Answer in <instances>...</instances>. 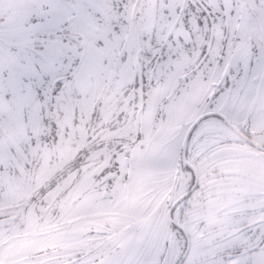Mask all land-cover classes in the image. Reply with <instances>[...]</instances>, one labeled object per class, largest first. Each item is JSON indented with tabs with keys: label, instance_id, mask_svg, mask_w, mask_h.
Instances as JSON below:
<instances>
[{
	"label": "snow or ice",
	"instance_id": "6c2138e0",
	"mask_svg": "<svg viewBox=\"0 0 264 264\" xmlns=\"http://www.w3.org/2000/svg\"><path fill=\"white\" fill-rule=\"evenodd\" d=\"M24 9L0 23V264H264V0Z\"/></svg>",
	"mask_w": 264,
	"mask_h": 264
},
{
	"label": "rangeland",
	"instance_id": "374dc122",
	"mask_svg": "<svg viewBox=\"0 0 264 264\" xmlns=\"http://www.w3.org/2000/svg\"><path fill=\"white\" fill-rule=\"evenodd\" d=\"M27 3L29 0H0V23L22 19L26 14L24 5ZM12 50L16 51L15 48Z\"/></svg>",
	"mask_w": 264,
	"mask_h": 264
},
{
	"label": "flooded vegetation",
	"instance_id": "af4514ba",
	"mask_svg": "<svg viewBox=\"0 0 264 264\" xmlns=\"http://www.w3.org/2000/svg\"><path fill=\"white\" fill-rule=\"evenodd\" d=\"M258 230V229H257Z\"/></svg>",
	"mask_w": 264,
	"mask_h": 264
}]
</instances>
